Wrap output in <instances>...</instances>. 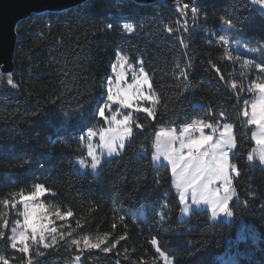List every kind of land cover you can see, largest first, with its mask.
Segmentation results:
<instances>
[{"label":"trees","instance_id":"trees-1","mask_svg":"<svg viewBox=\"0 0 264 264\" xmlns=\"http://www.w3.org/2000/svg\"><path fill=\"white\" fill-rule=\"evenodd\" d=\"M195 4L202 11L187 31H178L170 7L131 0H88L18 23L14 69L0 73V256L7 264H68L75 256L81 264H166L161 253L172 264H264V166L248 159L254 125L242 116L253 96L244 62L264 69V13L249 0ZM228 19L231 29L221 23ZM118 52L141 62L158 103L152 117L134 115L123 150L96 174L80 171L77 135L95 121ZM195 119L233 126L230 221L212 220L206 209L180 220L170 166L153 162L159 129ZM37 184L72 214L73 234L105 236L111 247L77 251L65 239L27 263L10 246L3 202Z\"/></svg>","mask_w":264,"mask_h":264},{"label":"rangeland","instance_id":"rangeland-1","mask_svg":"<svg viewBox=\"0 0 264 264\" xmlns=\"http://www.w3.org/2000/svg\"><path fill=\"white\" fill-rule=\"evenodd\" d=\"M251 2V0H249ZM257 7L262 13L259 6L254 5ZM117 59V61H116ZM114 63L111 67V72L107 77L104 85L105 94L103 102L98 106H102L103 103H108L109 108L106 110L105 118H100L97 112L98 107L95 110V121L90 125L86 126L82 131L78 134L79 140L82 144L84 149L85 155L81 156L77 159L78 169L80 171H91L92 173L96 174L100 168L102 162L107 158L114 155H117L121 152L124 148L120 147V140L116 139L114 147L115 151L109 155V150L106 146H104L107 142H111L114 136L124 137V145L128 141L130 135L125 134V128L132 126L134 122V115L138 112L137 108H149L150 111L153 113L157 106L158 100L155 92L151 88L150 79L148 74L141 68V62L133 63L127 55H124L120 52L117 53ZM119 63H123L122 66ZM244 66L246 68L247 74L250 76V81L248 85V91L253 93V96L249 99H246L243 105L242 116L246 123L254 125V130L251 135V140L254 143L253 148L251 149L249 156L252 157L251 160L259 161L264 166V161H261L260 154L264 151V143H257L256 139H253V136L257 137V139L264 141V135H262V128L261 124H264V91H261L260 88L256 87V85H264V69L250 60H245ZM123 73L124 79L117 82V75ZM135 77V79H133ZM147 77L149 83H143L144 78ZM140 81L139 86H136V82ZM129 85H133L130 92L140 95L143 94L144 96H148L149 99L147 100H133V107L132 108H124L123 105L119 102V100L114 102H109L106 100V96L109 94L107 92V88L110 86L112 93L116 94L119 90L123 92L125 89H128ZM255 104V112L252 108V105ZM145 113V112H144ZM115 114L118 120H123L125 115L130 117L128 125L125 126L123 124H116L112 122L111 117ZM147 114V113H146ZM255 114V118L260 121V123H251L253 119V115ZM79 118L77 117V120ZM102 120V122L100 121ZM199 122H203L205 124H212L213 128H205L204 134L205 135H212L213 139L208 144L201 148L199 151L204 152H212L214 146L216 144L221 143V133L224 134V138L228 139L230 143L221 144L220 149H216V155L219 157L221 153L227 155L228 163L231 166L229 157L234 150V132L233 126L225 130L223 125L229 123H210L201 120H193L190 123L180 126L178 128L175 127H162L159 129L155 144H154V153H153V162L158 165L160 163H167L170 166L171 173H172V165L169 161L164 159V152L166 150H171V156L173 159H178L180 154H187L188 149L181 148V144L188 143L191 139H198L200 136V132L193 128L192 126L198 124ZM68 123V121L66 122ZM189 129L188 132H185L184 129ZM93 132L95 135L89 137L88 133ZM105 135V141H101L100 135L101 133ZM170 134V135H165ZM91 145L94 149V155L100 160V164H98L96 169L91 168V158L88 156V146ZM211 157H209L210 159ZM84 161V165L80 164V161ZM182 169L178 168L176 174L172 173V180L173 186L175 188L176 193L180 198V194L184 191L183 182L180 178V173ZM194 171V169L189 170L190 173ZM236 175V171H229V183L225 185L223 180H214L212 184L209 185V189L211 191H215L219 189L218 199L223 200L225 196L228 197V203L234 195V188L231 184L233 177ZM207 181L204 180L197 184L196 192L197 197L199 198L203 195V187L202 184L206 183ZM225 187L228 188V191L225 192ZM36 191V185H34L30 191L28 192H19L15 193L10 196V198L6 199L3 202L4 206V222L3 227L8 228L10 232V246L13 249L21 251L25 254L27 263L31 262V254L38 252L42 253L44 250L57 247L58 244L63 241L67 240V244L70 248H75L77 251H83L85 249L93 248L91 245L99 244V247L94 249L100 250H108L111 245L107 242L105 236H91V235H75L73 234L72 228L70 226V217L66 216V213L61 211L52 201H47L45 196L51 194V192L45 189V195L38 196L35 199H31V194ZM192 192L193 189L191 187H187V191L185 192L184 200L181 201L182 209L179 215L180 220H185L189 218L191 212L194 209H206L209 211L212 220L224 219L226 221L231 220V214L228 215L226 213L217 212L215 218L212 216V205L211 203H205L201 200L198 204H193L192 202ZM181 200V199H180ZM37 205H43L44 209L42 211H37L33 213V209ZM229 210V209H228ZM230 212V211H229ZM231 213V212H230ZM33 215L35 216V224H36V231L33 232L32 228L29 227L26 220L32 219ZM54 229V231H53ZM23 237V240H21ZM87 241V243H85ZM26 248L27 251H22V249ZM2 262L9 261L4 258L3 255L0 256ZM161 258L166 264H172L171 260L161 253ZM68 264H81V256H75L73 260Z\"/></svg>","mask_w":264,"mask_h":264},{"label":"snow or ice","instance_id":"snow-or-ice-1","mask_svg":"<svg viewBox=\"0 0 264 264\" xmlns=\"http://www.w3.org/2000/svg\"><path fill=\"white\" fill-rule=\"evenodd\" d=\"M191 2V0H190ZM251 3L253 5L259 6V8L264 11V0H251ZM184 8H188V4L184 5ZM202 11V9L195 3L192 4L191 7V13L193 16H198L199 13ZM207 22V17H205V23ZM222 24L224 25H228L229 29H231L232 26V21L230 19L228 20H223L221 21ZM111 27V26H109ZM123 28L128 32V33H132L134 31L133 29V25L130 23H125L123 25ZM223 43H228L227 40H223ZM124 79V75L123 73H120L117 75V82L119 83L120 81H122ZM133 79H135V77H133ZM12 78L11 76H9L8 79V84H12ZM143 83L147 84L149 83L148 78L145 77L143 80ZM140 81L136 82V86H139ZM133 87V85H129L128 89H125L123 92H120L119 90L117 91L116 94L112 93L111 87L109 86L107 88V92L109 93L106 96V100L109 102H114L119 100V102L123 105L124 108H132L133 107V100H147L149 99L148 96H144L143 94L140 95H136L132 92L129 91V89H131ZM233 87H235V85H233ZM256 87L260 88L261 91H264V85H256ZM109 108V104L108 103H103L102 106L98 107L97 112L99 114L100 118H105L106 116V110ZM252 108L255 112V108L256 105L253 104ZM138 111H143L145 113L148 114V116L152 115V112L150 111L149 108L145 107V108H137ZM130 117L128 115H125L123 117V120H118L117 116L115 114L112 115L111 120L112 122H115L116 124H123L125 126L128 125ZM251 123H260V121H258L255 118V114L253 115V119L251 120ZM193 128H196L199 132H200V136L198 139H191L188 143L181 144V148H187V154H180L178 156V159H173L171 156V150H166L164 152V159L169 161L172 165V173L175 175L177 172V169L180 168L182 169L181 173H180V178L181 181L183 182V186H184V191L181 192L180 194V199L181 201L184 200L185 197V192L187 191V187H191L193 189L192 192V202L193 204H198L201 202V200H203L205 203H211L212 205V216L213 218L216 217L217 212H221V213H226L228 215H230L231 213L228 210V197L225 196L223 198V200H219L218 199V193H219V189H216L214 192L211 191L209 189V185L212 184V182L214 180H223L225 185H227L229 183V171H237L236 166L235 165H229L228 163V159H227V155L224 153H221V155L219 157H217L216 155V149H220L221 148V144H227L230 143V141L228 139L224 138V134L221 133V143L216 144L212 150V152H208V151H204V152H200L199 150L201 148H203L205 145H208L213 137L212 135H205L204 134V129L207 127L209 129L213 128L212 124H205L203 122H199L198 124H195L192 126ZM223 127L225 128V130L230 129L232 126L230 124H225L223 125ZM261 128L262 130H264V124H261ZM185 132H188L189 129L186 128V130L184 129ZM132 132V129L130 127H126L125 128V134L126 135H130ZM95 135V133L93 132H89L88 136L91 137ZM165 135H170V134H165ZM262 135H264V131H262ZM100 139L101 141H105V135L102 132L100 135ZM116 139L120 140V147L124 146V137L123 136H119L116 137L114 136L112 138L111 142H107L104 146H106L109 150V155H111L114 151H115V141ZM253 139L257 140V143H264V141L257 139V137H255V135L253 136ZM88 152V156L91 158V168L92 169H96L98 164H100V160L94 155V149L92 148L91 145L88 146L87 149ZM209 157H211L209 159ZM249 160L252 159L251 156L248 157ZM260 159L261 161H264V151L261 152L260 154ZM80 164L83 166L84 165V161L81 160ZM190 169H194V171H192L189 175V170ZM206 180V183L202 184L203 187V195H201L199 198L197 197V192H196V186L198 183L202 182ZM225 192L228 191V188L225 187ZM45 195V188L44 186L37 184L36 185V191L33 192L31 194V199H35L38 196H43ZM44 209L43 205H37L34 209H33V213L37 212V211H42ZM66 216H71L72 214L66 213ZM35 216L33 215L32 219L26 220L25 223H27L29 225V227L32 228V231L35 232L36 231V224H35ZM54 231V229H53ZM121 240L124 239V237H120ZM21 240H23V237H21ZM85 243H87V241H85ZM151 243H155L157 244V240L153 239L151 241ZM91 247L93 248H97L99 247V244H93L91 245ZM22 251H27L26 248L22 249ZM3 259V258H0ZM4 264H7V261H4Z\"/></svg>","mask_w":264,"mask_h":264},{"label":"water","instance_id":"water-1","mask_svg":"<svg viewBox=\"0 0 264 264\" xmlns=\"http://www.w3.org/2000/svg\"><path fill=\"white\" fill-rule=\"evenodd\" d=\"M88 0H0V73L9 75L14 69L17 25L33 14L46 11L61 13ZM137 4H151L157 0H131ZM170 3L180 0H167Z\"/></svg>","mask_w":264,"mask_h":264},{"label":"built area","instance_id":"built-area-1","mask_svg":"<svg viewBox=\"0 0 264 264\" xmlns=\"http://www.w3.org/2000/svg\"><path fill=\"white\" fill-rule=\"evenodd\" d=\"M197 0H180L179 2L170 3L167 0H157L151 4L157 5V6H167L170 7L173 11L174 18L176 19V25L178 31H187L189 25H191V19L194 18V16L191 13V7L193 3H196ZM188 4V8H184V5ZM76 8V7H75ZM74 9V8H73ZM68 10H65L63 12H66ZM117 61V59H116ZM123 63H119V65L122 66ZM141 68H143L141 66ZM79 137V135H77Z\"/></svg>","mask_w":264,"mask_h":264},{"label":"crops","instance_id":"crops-1","mask_svg":"<svg viewBox=\"0 0 264 264\" xmlns=\"http://www.w3.org/2000/svg\"><path fill=\"white\" fill-rule=\"evenodd\" d=\"M112 157V156H111ZM108 158H110V157H107L106 159H108Z\"/></svg>","mask_w":264,"mask_h":264}]
</instances>
